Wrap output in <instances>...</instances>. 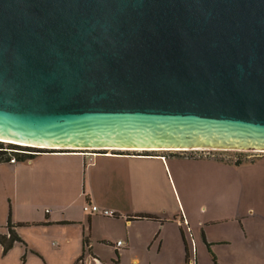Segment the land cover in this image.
I'll return each instance as SVG.
<instances>
[{
  "label": "water",
  "instance_id": "1",
  "mask_svg": "<svg viewBox=\"0 0 264 264\" xmlns=\"http://www.w3.org/2000/svg\"><path fill=\"white\" fill-rule=\"evenodd\" d=\"M0 141L264 150V0H0Z\"/></svg>",
  "mask_w": 264,
  "mask_h": 264
},
{
  "label": "crops",
  "instance_id": "2",
  "mask_svg": "<svg viewBox=\"0 0 264 264\" xmlns=\"http://www.w3.org/2000/svg\"><path fill=\"white\" fill-rule=\"evenodd\" d=\"M102 150H55L0 162V200L5 196L10 205L9 214L8 206L0 208V232H8L11 214L22 238L6 253L0 243V264H108L102 249L114 231L117 242L122 241L115 248L119 257L144 243L141 247L157 254L178 252L182 261L183 250L189 251L183 234L187 228L196 250L202 247L201 229L213 244L233 247L229 255L235 260L264 257L259 254L264 240L255 237L264 233L258 227L264 224V154L238 163L233 156L224 160ZM205 190L218 203L208 218ZM93 204L115 215L84 209ZM140 213L157 218H137ZM219 222L231 232L223 229L221 237H211L209 226ZM86 236L89 243H84Z\"/></svg>",
  "mask_w": 264,
  "mask_h": 264
},
{
  "label": "rangeland",
  "instance_id": "3",
  "mask_svg": "<svg viewBox=\"0 0 264 264\" xmlns=\"http://www.w3.org/2000/svg\"><path fill=\"white\" fill-rule=\"evenodd\" d=\"M5 145L7 146L9 142L4 141ZM22 148H27L22 146ZM29 148H34V147H29ZM61 150H69V149H61ZM70 150H76V149H70ZM106 151V150H105ZM107 151H117L120 152V150H110L108 149ZM257 152L256 150L252 149H238V148H234V149H222V148H213L210 150L211 154H215V156L212 157H217V158H222L224 160H230V159H238V156L240 154H242L243 156L246 155L247 157H249L251 154H249L250 152ZM144 152H148L149 154H160V153H164V152H168V153H174L178 156H187V157H203V158H207V157H211L208 155V150L207 151H198L197 153H194L193 151H185V150H176V149H151L148 151H144ZM193 152V153H191ZM208 155V156H207ZM233 156V158H232ZM244 156V157H246ZM244 157H242L241 159L243 160ZM173 193H174V199L175 201L178 203V197L177 194L173 188ZM216 198L210 193L209 190H205V204L204 207H207L206 212L204 213V218H208L210 217V214L214 211H216L217 209V201L215 200ZM7 208V212L9 214V200L3 196L0 200V208L4 210V207ZM112 216V215H111ZM110 217V216H109ZM106 223V222H105ZM222 224L216 223L215 225H211L208 228V233L211 237H221L222 236V231L223 229L226 232H231V229L229 227H223L221 226ZM231 225V223H230ZM119 225L115 224L114 228H118ZM258 227L264 229V224L262 225H258ZM190 229L187 228V230H185V235L187 236V238L189 239L190 243H188L189 245V251L186 248V250H183V257H182V261L181 259L179 260V258L177 257L179 254H177L178 252L172 251L170 253H160L157 254L156 250H147L144 247H141L144 245V243L141 245L140 243V247H138L136 250L131 251V252H127L125 253V255L120 256L119 258L117 257V253L115 248L117 247H122L117 246V233L118 231H114L111 232V234L109 235L108 239H107V247L102 249V255L105 256L104 258L107 259V263L108 264H184V256H185V252L188 254V258H189V264H216L214 259L217 260L218 264H264V257H262V259H260L259 257H256L257 255L255 254V256H249L247 257L248 259L246 260H235L238 258H231L230 257V248L232 249L233 247L228 246H219V245H215L213 244V242L208 240V235L205 233L206 231L203 232L202 235V231L201 229L198 230V234L200 239L202 240V247L199 250L194 249L193 244H192V240H191V235H190ZM194 236V233L193 235ZM258 240H264V233L263 234H256L255 236ZM183 241V240H182ZM186 241V240H184ZM187 242V241H186ZM185 242V244H186ZM200 242V241H199ZM201 243V242H200ZM216 246L218 249V252L220 253L217 257L215 254L216 252L213 250ZM116 246V247H115ZM183 248H184V242H183ZM119 251V250H118ZM195 254H197V260L196 257L194 256ZM264 255V252L259 253ZM112 257V258H111ZM121 259V260H120ZM196 260V261H195ZM83 262V261H81Z\"/></svg>",
  "mask_w": 264,
  "mask_h": 264
},
{
  "label": "trees",
  "instance_id": "4",
  "mask_svg": "<svg viewBox=\"0 0 264 264\" xmlns=\"http://www.w3.org/2000/svg\"><path fill=\"white\" fill-rule=\"evenodd\" d=\"M8 149H11V151H9ZM14 149H25V148H22L21 145H18L15 143H10V142L6 146L4 141H0V162L8 161L12 155L16 156V158L19 160H27L30 158H34L37 154L42 153V152L55 151V150L40 149V148L34 147V148H26V150L32 151V152L27 153V152L15 151ZM102 151H104V150H102ZM246 155H244V156H246ZM244 156L242 154H240L238 156V159H236V162L240 163L242 161L241 158ZM244 159H247V156L244 157ZM136 217L137 218H149V219L157 218L156 215L146 214V213L137 214ZM6 227L8 230L7 233L0 232V243L3 245V250L5 253L7 251H9L16 242L22 241V238L14 229L15 225L12 222L11 214L9 215ZM183 234H184V232H183ZM184 238H185V234H184ZM84 243H89V236L85 237ZM116 253H117V257L119 258V253L118 252H116ZM188 257H189L188 254H186L185 264H189V258ZM80 258H82V257H80ZM214 261L216 264H218L216 259H214Z\"/></svg>",
  "mask_w": 264,
  "mask_h": 264
},
{
  "label": "built area",
  "instance_id": "5",
  "mask_svg": "<svg viewBox=\"0 0 264 264\" xmlns=\"http://www.w3.org/2000/svg\"><path fill=\"white\" fill-rule=\"evenodd\" d=\"M18 145H21V147L24 146V147H27V148H29V147H35V148L49 149V150H61L62 149V148H54V147H46V146H33V145H26V144H18ZM8 150L11 151V149H8ZM14 150L15 151H19V152H27V153L32 152V151L26 150V148L25 149H14ZM114 150H120V153L149 154L148 152H144L145 150H143V149L136 150V149H119V148H117V149H114ZM207 150H208V155L209 156H215V154H211V152H210L211 149H191V150L189 149V150H185V151H193L194 153H197L198 151H207ZM146 151H148V150H146ZM256 151L257 152H252L251 151V153H250L251 155L249 157H253V156L254 157H258V156L264 154V150H256ZM114 152H117V151H114ZM193 152H191V153H193ZM8 161H10V162H16L17 161V158H16V156H13L12 155ZM84 209L85 210H89L91 212L100 213V214H102L104 216H111V215L114 216L115 215V213H114L113 210H110V209H101L96 204H93V205H85L84 206ZM121 244H122V241L121 240L117 242V246H120Z\"/></svg>",
  "mask_w": 264,
  "mask_h": 264
},
{
  "label": "bare ground",
  "instance_id": "6",
  "mask_svg": "<svg viewBox=\"0 0 264 264\" xmlns=\"http://www.w3.org/2000/svg\"><path fill=\"white\" fill-rule=\"evenodd\" d=\"M13 142H16V141H13ZM18 143H20V144H26V145H35V144H27L25 142H18ZM108 149H110V148H108ZM111 149H113V148H111ZM122 149H131V148H122ZM136 150H141V149L136 148Z\"/></svg>",
  "mask_w": 264,
  "mask_h": 264
},
{
  "label": "flooded vegetation",
  "instance_id": "7",
  "mask_svg": "<svg viewBox=\"0 0 264 264\" xmlns=\"http://www.w3.org/2000/svg\"><path fill=\"white\" fill-rule=\"evenodd\" d=\"M111 149V148H110ZM115 149H117V148H115ZM122 149V148H121ZM151 150V149H150Z\"/></svg>",
  "mask_w": 264,
  "mask_h": 264
},
{
  "label": "clouds",
  "instance_id": "8",
  "mask_svg": "<svg viewBox=\"0 0 264 264\" xmlns=\"http://www.w3.org/2000/svg\"><path fill=\"white\" fill-rule=\"evenodd\" d=\"M102 150V149H101Z\"/></svg>",
  "mask_w": 264,
  "mask_h": 264
}]
</instances>
